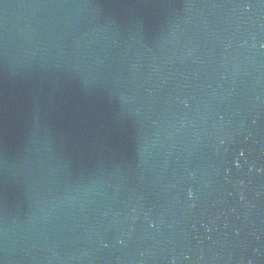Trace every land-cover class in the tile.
I'll list each match as a JSON object with an SVG mask.
<instances>
[{
	"label": "water",
	"instance_id": "water-1",
	"mask_svg": "<svg viewBox=\"0 0 264 264\" xmlns=\"http://www.w3.org/2000/svg\"><path fill=\"white\" fill-rule=\"evenodd\" d=\"M0 264H264V0H0Z\"/></svg>",
	"mask_w": 264,
	"mask_h": 264
}]
</instances>
